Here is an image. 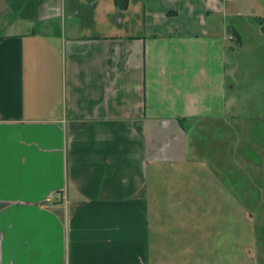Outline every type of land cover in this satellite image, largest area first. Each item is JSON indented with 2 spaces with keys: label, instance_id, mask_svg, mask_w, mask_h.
Wrapping results in <instances>:
<instances>
[{
  "label": "crops",
  "instance_id": "0c3cea01",
  "mask_svg": "<svg viewBox=\"0 0 264 264\" xmlns=\"http://www.w3.org/2000/svg\"><path fill=\"white\" fill-rule=\"evenodd\" d=\"M232 7L0 0V264H168L205 186L188 129L237 115Z\"/></svg>",
  "mask_w": 264,
  "mask_h": 264
},
{
  "label": "rangeland",
  "instance_id": "374dc122",
  "mask_svg": "<svg viewBox=\"0 0 264 264\" xmlns=\"http://www.w3.org/2000/svg\"><path fill=\"white\" fill-rule=\"evenodd\" d=\"M233 1L241 43L227 54L226 91L237 115L188 129L205 186L182 200L184 225L179 241L166 239L168 264H264V0Z\"/></svg>",
  "mask_w": 264,
  "mask_h": 264
},
{
  "label": "trees",
  "instance_id": "16d2710c",
  "mask_svg": "<svg viewBox=\"0 0 264 264\" xmlns=\"http://www.w3.org/2000/svg\"><path fill=\"white\" fill-rule=\"evenodd\" d=\"M116 5L120 8L124 7L126 5L127 0H114ZM238 40V37H237ZM239 41V40H238Z\"/></svg>",
  "mask_w": 264,
  "mask_h": 264
}]
</instances>
